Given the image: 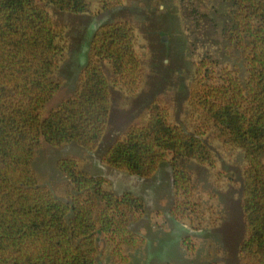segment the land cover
<instances>
[{"label": "trees", "instance_id": "trees-1", "mask_svg": "<svg viewBox=\"0 0 264 264\" xmlns=\"http://www.w3.org/2000/svg\"><path fill=\"white\" fill-rule=\"evenodd\" d=\"M94 1L0 0V264H97L101 234L115 245L144 243L129 229L144 210L141 198L105 190L104 179L81 171L75 157L57 162L74 189L68 200L41 186L33 169L42 142L98 149L112 107L103 62L116 76L115 87L137 92L144 84L135 28L105 24L93 36L76 92L41 118L60 89L54 76L67 49L64 29L55 25L47 7L86 14ZM233 3L225 37L242 51L246 84L229 68L211 74L203 61L188 99L191 121L197 123L194 134L173 124L169 109L156 101L146 123L115 141L103 162L150 178L169 160L175 190L188 196L191 177L178 159L213 166V154L202 140L212 125L222 144L243 151L247 163L242 190L246 237L238 264H264V0ZM176 206L174 212L184 217L187 205ZM115 253L120 255L119 249Z\"/></svg>", "mask_w": 264, "mask_h": 264}, {"label": "rangeland", "instance_id": "rangeland-1", "mask_svg": "<svg viewBox=\"0 0 264 264\" xmlns=\"http://www.w3.org/2000/svg\"><path fill=\"white\" fill-rule=\"evenodd\" d=\"M47 10L55 25L64 29L67 49L54 76L60 89L42 109L41 118L78 89L91 41L102 25L129 23L135 28L136 51L145 72L142 88L130 92L113 85L116 76L110 64L103 62L111 82L112 107L98 149L88 152L76 144L51 147L42 142L33 162L39 184L62 200H68L74 189L57 162L70 157L78 159L79 169L87 175L103 178L105 190L143 200L144 210L129 229L144 243L115 245L101 234L97 264H238L239 246L246 237L242 190L247 163L243 151L222 144L212 125L202 140L213 154L214 165L178 159L191 177L188 196L175 190L169 160L150 178L103 162L115 141L131 127L146 123L156 101L169 109L173 124L194 134L197 123L191 121L188 99L203 61L211 74L229 68L246 84L248 65L242 51L225 37L235 11L233 0H95L86 14L62 12L50 5ZM178 204L187 205L184 217L174 212Z\"/></svg>", "mask_w": 264, "mask_h": 264}]
</instances>
